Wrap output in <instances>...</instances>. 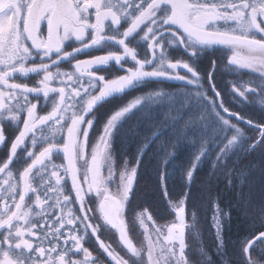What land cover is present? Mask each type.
Wrapping results in <instances>:
<instances>
[{
    "label": "snow or ice",
    "instance_id": "snow-or-ice-1",
    "mask_svg": "<svg viewBox=\"0 0 264 264\" xmlns=\"http://www.w3.org/2000/svg\"><path fill=\"white\" fill-rule=\"evenodd\" d=\"M124 18L129 19L130 23L119 39V43L124 46L122 54L110 53L89 60H78L75 64L79 76L88 77L92 82L91 90L84 86L83 79L79 82V87H72V74L53 73L50 70L51 66L58 64L60 60L74 56L83 48L97 45L105 38H110L104 35L106 26L109 24L119 26ZM45 22L46 37L41 33V26ZM142 25L146 26L144 39L150 41L153 58L163 51L159 41L161 36L167 34L185 45L192 55L198 53L199 49L195 47L198 44L231 45L236 48H247L250 52H258L261 54L259 59L254 56L243 58L237 53L232 55L230 62L240 67L252 68L258 71L259 75L264 76V0H120L118 6L113 4L112 0H0V145H4L6 141L3 120L7 118L16 123H22V129L10 144L8 158L0 162V179L3 180L4 185L12 178L10 165L29 135L34 134L38 127L49 121L61 124L67 112L66 102L87 96L82 109L72 113L69 118L70 124H63L60 129L66 130V142L62 145L50 143L38 154L28 153L32 157L31 163L20 175L22 184L18 181L13 185L15 195L11 199H6L2 194L3 188H0V264H96L93 252L84 246V238L89 229L92 233H97L98 226L89 222L84 205V194L77 181L75 165L76 159L84 155L88 130L93 123L92 120L86 119V116L108 95L122 91L142 78L163 77L187 84L198 82V73L192 69L191 65L174 61L168 67L167 73H161L147 68V65L152 62L151 59L137 58L135 51L126 46L125 41L141 29ZM221 25L228 27L222 28ZM171 26H176L182 31H176ZM86 35H90L91 39L86 40ZM73 37L80 42L81 47L71 52L65 51L64 41ZM37 57H39V63L28 64L30 60H35ZM125 57H131L137 67L126 69L127 74L103 82L99 86V91H93L97 88V82L103 81V77L95 75L90 69L112 60L119 64ZM257 64L259 67H256ZM179 69L186 70V73H190L194 78L181 75ZM35 72L43 73L42 79L39 80V87H29L26 83L14 82L17 74L27 76ZM173 72L175 75H172ZM54 79L59 80V87L50 86ZM233 91L244 100H248L249 93H257V89L249 84L243 88L233 87ZM50 93L58 94L59 103L49 114L36 115L37 104L30 97L42 94L47 98ZM215 95L220 97L221 93L217 91ZM141 102L139 99L135 100L115 112L104 126L103 134L91 150L89 191L94 189L95 194L101 197L100 211L105 221L119 230L120 240L131 255L139 257L142 252L146 253V264H167L169 258L175 260L176 264H188L184 251L187 227L185 200L172 204L177 215V222L166 226V230L160 227L151 229L155 232L156 241H153L149 234L147 246L138 249L128 238L121 218L124 204L129 199L136 179L138 165L125 167L120 173L121 190L115 197L104 184L105 178L101 174L98 161L103 152L110 148L116 123ZM219 108L227 114L222 115L217 111L216 115L220 121L224 126L232 127L231 118L237 117V113H230L223 101L219 103ZM175 111V115L166 113L164 120L175 121L181 115L180 109ZM21 113L26 116L22 122ZM246 122L260 129L259 139H264V125L251 120ZM159 130L160 127H157L152 135L155 136ZM150 142L148 140L144 143L140 149L141 153ZM236 142L237 136L234 135L227 141L225 151ZM57 150H61L68 161L64 171L65 174L70 173L72 176L76 197L80 200L81 210L85 213L83 216L77 217L69 213L65 217L64 206L60 199L47 195L41 198L39 190L31 183L33 170L38 166L41 169L46 168L45 161L50 160L52 153ZM204 151L202 147L186 173L189 182L193 179ZM174 154V151H168L163 164L166 165ZM112 176L113 172L107 169V179H111ZM51 177H55L57 185L62 178L56 170L51 172ZM165 177L166 173H163L161 180L164 181ZM53 190L49 188V191ZM163 193L165 196L168 194L167 187L163 188ZM29 194L34 196V206L39 209L38 215L42 217L38 223L30 221L32 209L26 204ZM68 199V196L63 197L65 202ZM53 213H55L54 216ZM141 215L143 217L144 214ZM147 219L152 220V216L148 215ZM216 219L219 234L221 225L218 217ZM80 225L84 226V234H81ZM145 232H150L148 226H145ZM97 239L99 240L98 236ZM99 247L113 264H129L126 258L103 240H99ZM241 249L246 258L245 264H254V254L257 250L264 252V230L254 232L245 238ZM75 254H79V257Z\"/></svg>",
    "mask_w": 264,
    "mask_h": 264
},
{
    "label": "trees",
    "instance_id": "trees-1",
    "mask_svg": "<svg viewBox=\"0 0 264 264\" xmlns=\"http://www.w3.org/2000/svg\"><path fill=\"white\" fill-rule=\"evenodd\" d=\"M204 50L196 58L197 70L204 78L196 84L150 81L149 87L134 90L136 93L161 91L163 97L151 106L135 110L118 124L112 136V154L119 168L124 165L125 157L129 165H138L129 205V213L135 221L139 212L149 210L158 223L169 222L174 214L168 202L186 197L185 216L193 220L194 233L199 238L197 240L192 233L187 235L189 260L193 264H245L242 242L252 233L264 230V220L257 210V205L264 202V139H259L260 129L246 122L251 120L264 125V76L230 64V52L225 49ZM188 77H191L190 73ZM246 84L257 89V93L248 94V100L233 91V85L243 88ZM217 91L221 93L220 97H216ZM221 101L230 113H237V117L231 118V123L235 122L245 132L236 145L229 146L226 151L225 145L235 135V129L224 126L216 115L217 111L227 115L219 108ZM108 104L103 113L113 110L112 104L115 103L111 101ZM176 109H180L181 115L175 121H165V114L175 115ZM99 114L100 111L97 112V126L92 132L95 139L106 123V118L99 121ZM157 127L160 130L153 136ZM62 139L59 135L54 141L59 144ZM95 139L91 137L92 142ZM148 140L151 142L141 153L140 149ZM202 147L204 155L189 182L186 173ZM168 151L175 154L164 165ZM225 152L228 153L225 166L233 173L231 188L225 187V173L212 168L213 162L219 163L217 158ZM27 163L29 161H22L20 167ZM163 173H166L164 181L161 180ZM164 187H167L166 196ZM216 197L223 210L220 214L224 216L220 242L211 224L217 208L213 203ZM224 212H230V217H226ZM131 228H134L137 241L135 222H131ZM119 244L117 238V249ZM97 250L92 247V251ZM118 252L121 254L119 249ZM259 254L258 249L254 259ZM261 259L264 261V256Z\"/></svg>",
    "mask_w": 264,
    "mask_h": 264
},
{
    "label": "flooded vegetation",
    "instance_id": "flooded-vegetation-1",
    "mask_svg": "<svg viewBox=\"0 0 264 264\" xmlns=\"http://www.w3.org/2000/svg\"><path fill=\"white\" fill-rule=\"evenodd\" d=\"M113 4H116L117 6L120 3V0H112ZM163 13H161L162 15ZM94 19V17H93ZM129 19L124 18L121 20V23L119 26H112L108 25L105 28V36L110 38H105L102 40L99 44L93 45L91 47L83 48L82 51L75 53L74 56L68 57L66 59H62L59 61L58 64L52 65L50 70L53 73L60 72V73H70L73 75V84L72 87H79V82L81 79H83V84L85 87L90 88L91 81L88 79V77H80L79 73L76 72L75 64L78 60H89L94 57L104 56L108 55L110 53L115 54H122L123 53V45L119 43V39L122 37V33L127 29L129 26ZM176 31H182L179 30L176 26H171ZM222 28L228 27L227 25H221ZM146 31V26L142 25L141 29L137 30L135 33L130 35L126 41L125 45L132 48L138 59L145 60V59H151V64L147 65V68L149 70H156V66L159 64V60L156 58H153L152 50L150 48V41L148 39H144V33ZM41 33L43 36L46 37V22L42 24L41 26ZM165 37L171 38L170 35L161 36V39H165ZM91 39L90 35H86V40ZM30 43V41H29ZM165 46L168 48V55L170 57H176V56H184L183 58H187L191 56V52L185 47V45L180 44L179 46H170L167 44V40H165ZM81 47V44L79 41H76L75 38H71L69 40L64 41V49L65 51L71 52L75 48ZM199 49L198 53H204V49H213V48H227V45L222 44H209V45H196ZM53 56H55V53H53ZM175 61V58H173V62ZM39 57H37L35 60H30L28 62L29 65L31 64H37L39 63ZM137 65L135 64V61L132 60L131 57H125L119 64L115 61H109L105 64L96 65L90 69L92 73H94L97 76L103 77V81L97 82V88H95L93 91H99V86L106 81H110L112 79H116L120 76H123L126 73L125 69L128 68H136ZM169 71L168 68H165L163 71H158L161 73H167ZM181 75L188 76L189 73H186V70L179 69L178 70ZM172 75H175L173 72ZM43 73L42 72H35V73H29L27 76H21L20 74H17L14 82L16 83H26L29 85V87H39V80L42 79ZM150 81H157V82H180L179 80L175 79H166L163 77H146L139 79L137 81L133 82V85L125 87L121 91L113 92L110 95H108L106 98L101 100L98 103L106 104L107 102H111L112 100H115V98L123 96V94L129 91H134L139 88H141L143 85H147ZM51 87H59L60 82L59 80L54 79L51 82ZM91 90V88H90ZM86 95L81 96L75 101H69L66 102L67 104V112L65 113V116L63 118V121L61 124H56L53 121H49L47 124L42 125L38 127L34 134H30L29 137L26 139L24 145H22L16 154V157L13 159L12 164L10 165L11 172H12V178L8 181L6 185L3 184V180L0 179V188H3V195L6 199H11L13 195H15V192L12 190L13 185H15L18 181H20V175L22 173V170L19 168L20 163L22 161H29L31 162V156L26 155L27 148L30 146H34L37 148H40L43 145L44 147H47V143H55L57 144L58 141H54L55 137L60 135L64 142H66L67 134L66 130L61 131V127L63 124H70L69 118L71 117L73 112L80 111L83 107V102L86 99ZM30 99L33 100L34 103L37 104L36 109V115L38 116H44L49 114L53 108L56 106V104L59 103V97L57 93H50L47 98H45L42 94L37 96H32ZM94 107V109L88 113L89 117L93 116V113L95 112V109L99 106V104ZM99 108V107H98ZM21 122L23 119L26 118L24 113L20 114ZM3 126L6 136V141L4 145H0V162H3L8 158L9 155V147L11 142L15 139V137L18 135L19 130L22 129V123H16L11 120H8L5 118L3 120ZM63 142V143H64ZM62 143V144H63ZM45 144V145H44ZM61 143L57 145H62ZM49 145V144H48ZM24 147V148H23ZM36 148V149H37ZM42 148V150H43ZM26 150V151H25ZM59 161L60 163L56 165L52 170L51 169H36L34 170V176L35 179H32L31 177V183L34 187H36L40 194L41 198H43L45 195L48 197H52L51 194L56 193L55 191H49V188H52V184H56L55 177H51V172L53 170L58 171L61 174V186L56 187L57 189H60L59 192H57L58 196L57 198L60 199L61 204L64 206V215L67 217L69 213L73 216L80 217V213H82V216L85 214L82 210H78L77 204L80 206V201L76 197V191L73 188L74 197L70 196L69 186L65 184L63 178L66 175L68 179H70V174H65V168L67 167V164L65 163V155L62 153H55L52 154V157ZM31 159V160H30ZM7 179V177H4ZM44 178V179H43ZM22 184V181H20ZM54 186V185H53ZM55 187V186H54ZM18 190V189H17ZM63 193H66L64 196H68V201L65 202L61 199V195ZM63 196V197H64ZM74 198V200H73ZM26 204L29 208L32 209L31 215H30V221L32 223H38L42 217L38 215L39 209L34 206V196L32 194H29V197L26 198ZM47 207V205H45ZM81 208V207H80ZM55 213H53V216ZM87 215L89 217V222L98 226V232L92 233L89 229L87 233L85 234L84 238V246L88 248L90 251H92V247H96L98 250L96 252H93V255L96 257V264H113L111 259L103 252V250L99 247V240H103L107 244H110L113 249H115L118 252L117 249V233L115 232V228L111 224H105L104 221L98 217L97 211H95V208H88L87 209ZM98 218V219H97ZM81 234H84V226L80 225ZM97 236L99 237V240L97 239ZM115 237V238H113ZM119 253V252H118ZM77 257H79V254H75Z\"/></svg>",
    "mask_w": 264,
    "mask_h": 264
},
{
    "label": "rangeland",
    "instance_id": "rangeland-1",
    "mask_svg": "<svg viewBox=\"0 0 264 264\" xmlns=\"http://www.w3.org/2000/svg\"><path fill=\"white\" fill-rule=\"evenodd\" d=\"M227 48L229 49L230 53L229 52L228 53L230 54L231 57H232V55L237 54V53H238V55L240 57H243V58H248V57H253L254 56L257 59H259L261 57L260 53H258V52H255V53L254 52H250L247 48H244V47L236 48L234 46L227 45ZM231 57H230V59H231ZM234 66L242 68V69H245V70L252 71L253 73H259L258 71H254L252 68L240 67L239 65H234ZM256 67H259V65L257 64ZM125 71H126V69H125ZM132 85H130V87ZM160 85H162V84H160ZM143 86L149 87V84L143 85ZM121 92H123V91H121ZM124 92L125 93L123 94V96L117 97V98H115V100H112V102L115 103V104H112V109L113 110H110V111H107L106 113H103L104 108L107 106L108 103H109L108 105H110V102H107L106 105L103 104L105 102L98 103L99 104V106H98L99 108L97 107L95 109V112L93 113V116L89 117L88 116L89 114L86 116V119L92 120L93 123H92V127L88 130L87 146H86L84 155L82 157L76 159V161H75V165H76V169H77V181H78V183L80 185V188H81V190H82V192L84 194V205H85V208L86 209H88V208L90 209L91 207L95 208V211H97V213H98V217H100L104 221L105 224H107V223H106V221H105V219H104V217H103V215H102V213L100 211L101 197L97 196L95 194V190L94 189L89 191L88 180L91 178V171H90L91 150L97 144V142L99 140V137L103 134L104 126L106 125L108 120L111 118V116L115 112L120 111L121 109H123L124 107H126L128 104L132 103L135 100L139 99V100L142 101L140 104L137 105V107L135 109H133L130 113L126 114L124 117H122L116 123V125H115V129H116L118 124L123 119H125L127 116L132 114L135 110H137V109L140 110L141 107L146 106V105L151 106L155 102H158L163 97V94H161L162 93L161 91H154V90H152V91L148 90V91H144V92H141V93H139V92L136 93V91H129V92L124 91ZM157 93H159L160 95H156ZM240 98H242V97H240ZM86 99H87V97H86ZM98 111H100V114H99L100 115V119H99V121L104 119V118H106V120L104 121L106 123L103 126V128H102L100 134L98 135V137L95 139V137L92 135V132L95 129V127L97 126L96 120L98 119V117H97V112ZM115 129H114V131H115ZM114 131H113V133H114ZM113 133H112V136H113ZM112 136H111V141H110V148H108L107 151L103 152V154L101 155L98 163H99L100 168H101V174L105 178L104 179V184L107 186V188L110 191V193L115 197V196L118 195V193L121 190V183H120L119 176H120V173L123 172L125 168L123 166H121V168H119V166H117V163H116V161H115V159L113 157V154H112ZM91 137H93V139H95L93 142L91 141ZM48 144H50V143L48 142L46 146H48ZM36 148L37 147H34V146L28 147L27 151L25 150L26 151V155H28L29 152H33L35 154H38L39 151L42 150L43 145L40 148H37V149ZM31 159H32V157H31ZM30 163L31 162L27 163V165L30 164ZM59 163L60 162L57 161L56 159L51 158L50 160L45 161V164L47 165V167L43 168V169H51L52 170ZM27 165H24L23 167H20V169L23 170ZM129 166L130 167H136L137 165L136 166L129 165ZM39 169H41V168H39ZM107 169H110L113 172V176H112L111 179H107ZM137 170H138V167H137ZM64 176L65 177L63 178V180H64L65 184L68 183L67 186H69V191H70L71 194H73V197H74V193L72 192L73 188H74L73 182H72V176H70L71 180L68 179V177L66 175H64ZM136 178H137V175H136ZM32 179H35L34 172L32 174ZM135 182H136V179H135ZM135 182L133 184L132 191H131V193L129 195V199L124 204V207H123V210H122V213H121V218H122L123 223H124V225L126 227L128 238L132 241V243L138 249H142V248L147 246V238H148L149 234H151L153 241H156L155 232L151 231V229H153L154 227H160L162 230H166V226H169L173 222H177V215H176L175 210L172 208V204H177V203H179V201H169L168 202L169 207H170V209L172 210V212L174 214L173 219L170 220L169 222H166L164 224L158 223L155 220V218L153 217V215L150 213L149 210H144V211L139 212V214L136 216V221H135V219H133L131 217L130 213H129V209H130L129 205H130V202H131V197L134 194ZM58 186H61V184L60 183L58 185L52 184L51 187L53 189H56L57 192H59L60 189L56 188ZM54 191L55 190H53V192ZM75 191H76V189H75ZM57 192L54 193V194H51V196L57 198V196H58ZM64 195H66V193L62 192V195H61V199L62 200H63V196ZM73 200H74V198H73ZM183 200H185L184 208L186 209V197L183 198ZM79 203L81 205V202H79ZM76 206H77L78 210L80 211L81 210L80 206L78 204ZM142 213L144 214L143 217L141 215ZM213 214L214 215L211 217V224H212V227H213V229L215 231V236L217 237L218 242H220V240H221V232H222V217L224 218V216H222L220 214L218 208L215 209V212ZM80 215L82 216V213H80ZM148 215L152 216V220H148L147 219ZM217 217H218L219 223L221 225V231H220L219 234L217 233V219H216ZM142 220H143V222H142ZM131 222H135L136 225H137V229H138V235L136 236V237H138L137 241L134 239V233H133L134 232V228H131ZM185 222H186V225H187V227L185 229V243L187 245L186 250H185V254L187 256V249H188L187 235L192 233L197 240L199 238L194 233L195 228L193 227V223H194L193 220H189V217L186 215L185 216ZM145 226L149 227V229H150L149 233L145 232ZM115 232L117 233V238L119 239V243H120L118 245V249L121 252L122 256L129 261V264H146V261H147L146 253L142 252L139 257L131 255L127 251V249L123 246V243L120 240V233H119V230L117 228H115ZM259 253L260 254L258 256H256L255 260L258 261V264H264V261H262V259H261V256H264V254L260 250H259ZM188 260H189V258H188ZM170 261H171V258H169L167 264H169ZM209 263H211V262H209Z\"/></svg>",
    "mask_w": 264,
    "mask_h": 264
},
{
    "label": "clouds",
    "instance_id": "clouds-1",
    "mask_svg": "<svg viewBox=\"0 0 264 264\" xmlns=\"http://www.w3.org/2000/svg\"><path fill=\"white\" fill-rule=\"evenodd\" d=\"M165 40H167V44L170 46H172V45L179 46L180 45V43L173 37H171V38L165 37V39H163V40L160 39L159 46L163 48V51L156 56V59L159 60V64L156 66L157 71H163L165 68H168L170 66L171 62H173V58L168 55V48L165 46ZM183 57L184 56H180L179 58H175V62L191 65L192 69L198 73V81L202 80L204 77L202 76L201 73L198 72L197 64H196V58L198 57V53L196 55L191 54V56L187 57L186 59ZM229 63H231V62L229 61ZM210 75L211 74L209 73L208 77H210ZM190 78H194V77H190ZM233 87H235V85H233ZM244 119H246V118H244ZM232 128L235 129V135L237 136V140L241 136L245 135L244 128L238 127L235 122L232 123ZM236 143H234L232 146H235ZM227 155H228V153L225 152L222 154L221 157H218L217 159L219 160V163L213 162L212 168L214 170L219 169L221 172L225 173V178H226L225 187L231 188V186L233 184V180L231 179L233 173L230 169H228V167L225 166V160L227 159ZM123 167L124 168L125 167L130 168L127 157H125V162H124ZM213 203L216 204L217 208L219 209V212L223 211L221 206H220L218 197L214 198ZM257 210L260 213L261 219L264 220V202H261L257 205ZM224 215L226 217H230V212H224ZM192 216H193V219H195V213L194 212L192 213ZM185 245H186V243H185ZM222 246H223V242L221 241V247ZM186 247H187V245H186ZM186 247L184 248V251L186 250ZM209 259H210V257H209ZM169 264H176V261L171 260L169 262ZM188 264H193V262L188 260ZM225 264H227V262H225ZM254 264H258V261L255 260Z\"/></svg>",
    "mask_w": 264,
    "mask_h": 264
},
{
    "label": "water",
    "instance_id": "water-1",
    "mask_svg": "<svg viewBox=\"0 0 264 264\" xmlns=\"http://www.w3.org/2000/svg\"><path fill=\"white\" fill-rule=\"evenodd\" d=\"M57 152H62L61 150H57V151H54L53 153H57ZM52 153V154H53ZM63 153V152H62ZM67 160V159H66ZM67 164H68V161H67Z\"/></svg>",
    "mask_w": 264,
    "mask_h": 264
}]
</instances>
